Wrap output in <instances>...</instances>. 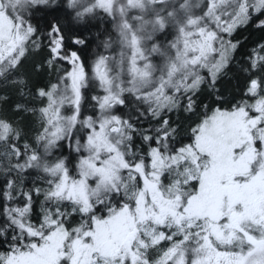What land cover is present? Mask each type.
Wrapping results in <instances>:
<instances>
[{
	"label": "snow or ice",
	"instance_id": "snow-or-ice-1",
	"mask_svg": "<svg viewBox=\"0 0 264 264\" xmlns=\"http://www.w3.org/2000/svg\"><path fill=\"white\" fill-rule=\"evenodd\" d=\"M0 264H264V0H0Z\"/></svg>",
	"mask_w": 264,
	"mask_h": 264
}]
</instances>
